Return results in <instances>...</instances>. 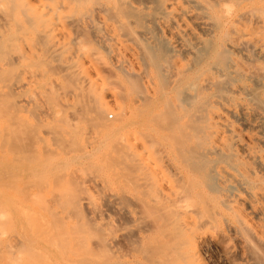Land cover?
<instances>
[{"label": "bare ground", "instance_id": "6f19581e", "mask_svg": "<svg viewBox=\"0 0 264 264\" xmlns=\"http://www.w3.org/2000/svg\"><path fill=\"white\" fill-rule=\"evenodd\" d=\"M42 8L45 10L43 11ZM70 32L72 35H69ZM68 50L71 55L63 57V52ZM72 56L75 57V59H73ZM66 58L68 60H66ZM53 61H55L54 64L52 63ZM49 62L50 67L53 66L57 68L58 72L60 71L58 75L64 82L57 81L56 79L46 80L42 77L44 74L43 72L47 71V69L45 70V67L49 66ZM81 62H86L87 64L84 68L82 67V69L78 66L79 63L81 65ZM17 64L19 65V69H15L17 72H14V70L11 69L14 66L16 67ZM28 66L32 67L29 69L27 68ZM50 67L49 72L52 70ZM55 68L53 69L54 71L56 70ZM23 69L26 70V72L27 70L29 71L28 75L23 79H19V75ZM18 72L19 74H17ZM90 72H93L95 75L91 76ZM54 74H56V72ZM12 77L15 80H9V78ZM37 78L38 80L36 81ZM39 78H42L43 80H40ZM0 82V105L3 103L6 108H14L19 105L21 99L25 100L21 97V99H18V102L17 99L15 101L9 98L11 94L18 92L25 87L31 88V93H27L26 95H29L28 99H32L33 96L36 99H42V95L45 94L54 101L55 106H62L58 113L64 109L63 107L65 105H61L63 102L59 101L60 99L56 100V98H58L56 95L59 93L57 91L59 88L61 93L63 91L62 94L65 95L66 93L74 98L76 97V104L80 99L81 103L80 105L77 104L79 105L77 109L76 106L72 107L73 111L68 114L71 109L67 110L68 113L66 112L65 119H62L63 115L61 116L62 118L60 117L63 120V122L61 121L63 125L57 126L59 123H56L55 126L54 124L49 123V126L51 127L46 126L48 127L47 129H51L54 137H52L50 133H47L49 131L46 127L43 128H45L47 132L39 126L41 120H39L38 115L35 116L34 119V115L37 114V112H34L35 114L31 116L33 119L31 123L24 121L25 119H22L21 122L24 121L28 124L30 123L29 125L27 124V126L32 128L30 125H33L34 127L36 121H38V128L37 125L35 128L36 132L38 131L37 129L41 128L40 130L45 131L44 133H47L48 136L49 134L51 135L49 136L50 140H53L54 138L52 141L54 147L44 146L45 149L43 150L40 148L42 151L41 155L47 153V159L54 154L55 156L53 157L56 159V155L60 156L59 152L68 154L72 158L74 157L73 154L75 152L78 153V151L80 154L75 153V156H77L74 158L78 157L79 162L82 156L86 155L88 157L87 163L83 166L85 169V166L87 167L88 165V171L87 169L85 170L87 173L83 172V169H81L82 166L78 168L75 164L77 168L76 166L74 168L70 167L72 163L68 161L71 160L74 162V158H66L68 161L64 159L68 162L69 166H67L68 164H66L65 161L63 163L66 167H70L69 170L64 168L65 166L62 163H59L64 166L62 167V165H60L63 170H71L70 172L73 175L76 174V170L78 171V169L80 170L79 174L77 173V175H79L78 177L81 176L80 173L86 174L81 177L83 178L81 181H78V177L76 180V178L74 179V177L69 175L71 173L64 171L63 173H67L64 175H68L67 178L70 179L69 182L68 179L64 178L63 174V180L61 181L60 179L58 180V178L54 179L55 176L52 177L54 181L56 180V187L55 189L51 187L52 191L59 190V187H63V183H65L64 181L67 180V185L65 184L64 187V193H66L65 198L68 200L65 199V201H72L75 197L73 192L77 190L79 191V188L75 190L74 187H79L78 185H80V183V187L84 186L85 188V186L87 187V185L93 184L96 189L99 190V187L97 188L95 177L100 181L101 179L98 177L99 175L108 174L107 177H109L111 170L104 171V165H100L106 164V166L109 167L114 165L113 167H116L115 169L123 167L122 169L126 175L122 173L123 170L121 172V169L114 171L115 173L118 172V175L114 172L112 174L111 172L113 176L115 175V178L110 175L112 179L114 178V181L116 180V176L124 178L123 175H125L128 177L127 180L133 179L131 181L136 182L134 184L146 188L145 191H141L139 187H135L136 191L138 190L137 192L135 191L136 194L138 193L141 195L142 192L147 193L148 190L150 191L148 193L149 195H141L143 197L145 196L144 198L146 200L142 201L144 198L140 196V200L139 198L136 200L134 199L136 203L130 198V203L134 202L137 204L139 200V205L137 204V206H140V204H142V207L143 205L146 206L149 203L147 202L149 199L148 196L151 197L149 200L150 202L153 199L156 200L154 201L155 206L158 201L162 203L161 205H158L159 203L157 204L159 207L162 206V208L158 207L159 209H157V207L152 206V210L156 208V211L154 210L155 213L158 212V215L163 218L162 220L170 226L171 230L167 232V236L173 237L172 239L174 240H170L171 245L167 247L168 249L164 248L168 254L169 251L171 254H174H169L171 257L167 256L162 260L159 258L157 262H154L156 261L154 258L151 260V263L171 264L168 263L167 260L169 257L171 259L174 258L173 255H175L176 259H174L175 261L177 260V264H206L203 258L195 250V239L199 237L196 236L195 231L197 227L198 229H201L199 226L205 225L207 222H210V220H215V215L213 216V211L210 210L208 199V196L211 195L210 192H215L218 196H224L223 198L219 196L221 198L219 205L222 204V206L228 211L226 213L233 218V221H226V219H224L228 226V230L230 229L234 233L240 234L241 236H239L242 237V240H239V242L235 244H228L222 241L224 243L222 245L224 256L221 263L264 264V228L257 225H251L247 219L244 218L238 206L235 204V196L233 198L234 194L231 193L232 191L230 189L234 188L236 191H243L250 200L253 201L250 205L253 212L259 214L264 212V174L261 172L264 171V0H0ZM39 83L41 87L35 89L33 86L36 87V84ZM30 96L32 98H30ZM105 96H109L112 99L119 98V102L114 103L115 108L109 107L107 104L108 100L104 99ZM3 99L5 100L4 102H2ZM50 99L49 102H51ZM43 100H45V98L42 99L41 102H43ZM43 103L41 104L43 105L42 107L39 109L36 108L39 111L38 113H41L40 116L43 114V117H51V113L58 114L56 111H51L53 109L51 105L45 103V101ZM22 104L25 103L22 102ZM31 104L34 103L32 102ZM31 106L34 107V105ZM1 107L3 108V106ZM33 107L29 109H32ZM2 108L1 111H3ZM9 111L12 112L10 109ZM14 111L15 110H13V112ZM29 112V115L33 114H31V111ZM1 115L3 116V114L0 113V116ZM15 119L11 120L13 121ZM42 120L44 119L42 118ZM234 120H237V122L241 124V127L233 123ZM6 121L8 120L6 119ZM18 121L20 123V120ZM52 121H55V119ZM78 121H82L84 124L77 125L76 123H79ZM47 124L48 123H46V125ZM5 125L3 123V126ZM25 126L24 129L26 131ZM41 126H44V124H41ZM10 127L9 131L11 130ZM13 127L15 129V126ZM1 128H5V130L7 129V127ZM17 129H20V127ZM31 130V132H33L34 129L32 128ZM4 133L6 132H2L3 138L6 134L9 135V133H6L5 135ZM23 133L25 132H22L21 134ZM27 133L28 132L26 131L25 137L27 136ZM28 135H31V138L26 140H24L25 137L19 139V137L17 138L15 136L16 139L10 141V143L13 142V145L17 147L19 151L21 150L20 152L24 153H22L23 155L26 153L22 151L23 149L21 148H25L29 153H32L33 157L35 155L33 153H36L37 156V152L30 149L28 145L24 143V141H26V143L29 142L27 140L32 139V137L35 140L37 137L35 135V130L33 132V135L36 136L35 138L32 136V133ZM41 137L42 135L40 138ZM10 138L9 140H11ZM38 139L39 138H37V140ZM0 140H3L4 142L5 139H2L1 136ZM40 140L43 141L44 138L39 139V141ZM1 141L0 143H2ZM32 144L34 146V143ZM32 144L29 142L30 146H32ZM40 145L44 148L43 145H45V143L42 144L41 142ZM2 146L3 145L1 144L0 147L2 148ZM3 149L4 147L1 151ZM52 152L53 154L51 156L48 155ZM10 153L12 154V152ZM100 154H102L101 157ZM104 154L107 157H105L106 160L102 157ZM12 156L11 161L12 159H19L18 161H20V158L16 155H14V157ZM25 156H21L24 157L21 160H29V157H27L28 159H25ZM33 157H31L32 159L30 158L31 160L29 161H34ZM34 158L37 159L38 157ZM42 159L44 160L45 158L41 156L38 160ZM103 159L106 163H104ZM57 160H59V158ZM79 162L78 164H80ZM89 165L91 167H89ZM60 166L56 167V175L58 171H60L58 174H61L62 169ZM59 168L60 170L57 171ZM1 170L2 169H0V172H4ZM5 170L7 171V169ZM108 171L109 173H107ZM119 173L122 174L119 175ZM7 174H5L6 177H9V174L10 176L12 175L11 171L9 173L7 172ZM55 174L52 173V175ZM3 175L4 173L2 176ZM208 176L215 177L210 180L208 179V182ZM71 177L76 181V183L73 184L74 186L71 182L75 181H71ZM216 177L220 179L221 184L216 182ZM42 179H44V177H42ZM1 180L2 179H0V181ZM125 180L121 181H124L127 184V181ZM5 181H3V183H6ZM45 181L47 182L46 179ZM128 182L130 184L132 183L130 181ZM6 184H11V186L14 185V183ZM44 184L46 183H43V186ZM117 184H119V182ZM103 185L106 188L108 187V185ZM2 186H4V184L0 187L2 188ZM98 186H100L99 183ZM7 187H5V189H9V186ZM20 187L21 186L18 188ZM32 187L34 186L32 185L30 188ZM39 187V189H42L41 185ZM82 187L78 192L80 196V192L85 190H82ZM222 188H226L228 192L231 193V196L223 193L220 190ZM131 189H134V187ZM208 190L211 191L208 192L209 194L207 195ZM49 191L51 192V189H49ZM60 191L61 190H59V192L56 191L58 192L57 196L62 195L63 191L61 194ZM124 191L125 190H123V192ZM69 192L72 193L70 194ZM84 192L85 191H83V193ZM98 192L101 191L99 190ZM123 192L121 191V194L119 193V195H122ZM132 192H130V194H128V192L126 193L127 195L125 196H127V199ZM86 193L88 195L86 198H92L91 195L89 197L88 191L84 193V196ZM116 193H114V195L118 197V194ZM150 193L153 195L150 196ZM28 194L30 195L29 192ZM28 194L26 197L29 196ZM33 194L35 193L33 192ZM110 194L113 195V193ZM133 194L135 197H138L134 192ZM235 194L238 196V193ZM104 195L108 196V193ZM113 196V200L117 199ZM125 196L123 198H126ZM199 196L207 198L201 205L196 203L194 199L197 198L198 200ZM119 197L122 198L121 196ZM131 197L135 198L134 196ZM25 198L23 197V200L27 199ZM55 198H59L58 201L61 200L60 196ZM55 198L53 199L55 200ZM108 198L110 197L108 196ZM216 198L218 197L216 196L215 199ZM30 199L32 200L34 198L30 197ZM77 199L78 198L75 200L74 198L73 201L75 202ZM89 199L88 202L91 201L89 203L94 204V206L97 204L93 199V202ZM112 199L110 198L107 202H111ZM239 199L241 198L239 197ZM35 200H37V198L34 199V202ZM118 200L121 202L118 206L123 204L121 208L123 206L126 207L122 202L123 200L119 198ZM65 201H63L61 205L62 208L65 204H68L66 203L67 201ZM73 201L69 204L70 211L71 208L74 209L73 206L75 204ZM141 201L147 203L143 204ZM199 201H201V199ZM125 202L127 201L125 200ZM36 203L39 204L38 201H36L35 204ZM72 203L73 206H71ZM151 203L148 205L151 206L153 204ZM0 204H3L2 197H0ZM46 204H48V200L46 201ZM57 204L58 203H56V207ZM116 204L117 203L114 202V206ZM83 205H85V203ZM83 205L81 206V209H83ZM148 205L144 207V210L145 208L147 209L146 213H149V215L147 213L148 219L145 217L146 215L144 216L146 218L145 221L147 223V220L149 222L151 219H154L155 221H153L158 225L161 219L158 222L156 221L159 220L157 217L151 218L154 215H150V212L152 211L150 209L151 207H149L150 212L148 211ZM94 206H92L93 210L88 208L89 212L96 209L98 210L99 207L95 208ZM107 207L109 206L107 205ZM0 208L2 209H0L1 222V218L3 217L4 219V216L2 215L4 209L1 206ZM79 208L80 206L77 207V210ZM125 209V211H127V213H125L127 215L129 214L128 218H130L132 213L130 211L128 213L127 207ZM61 210L62 209L60 208V211ZM65 211H69V208ZM84 211L83 213L81 212L83 218L86 217ZM121 211L123 212L124 210ZM218 213L219 212L217 211L215 212V214ZM7 214H4L7 216V218H5L6 220H2L3 223H0L5 232L8 231V229L5 228L7 220L9 221L11 219L9 218L10 215ZM262 215L264 216V214ZM133 216L134 215L132 214V217ZM217 216H219V214ZM88 217L89 216H87V218ZM221 218L223 220V216H221ZM152 220L150 223H147V225H153L154 222ZM92 221L94 222V217ZM92 221L88 220V222H86L87 225H85L86 223H80L79 221L77 222L81 225H75L74 223L75 228L79 225V227L83 224L85 225V229H79V227L78 229L76 228L77 230L82 231H78L81 232V235L78 236V233L76 236L77 238L80 237L81 239L82 237V239L85 238L89 241L92 238L95 239L97 236L95 235L97 233L95 231L96 229H93V231L91 229L90 231L94 233L95 237L92 235L93 233L91 235L89 234L90 224L93 223ZM10 223L11 220L7 224ZM146 223L143 225L145 226ZM155 224L151 226L153 227V231L156 226ZM162 224H159L158 227ZM7 226L9 227L10 225ZM144 226L142 228H145ZM150 226L146 228V230H149ZM162 226H160V228H162ZM91 227H93L92 224ZM208 227H213V229L216 228L213 224L211 226V223L210 225L206 224V227L204 228ZM159 229L158 232L161 231V229ZM10 230H12V228ZM77 230L73 229V231L76 232ZM85 230L88 231L86 232ZM66 231L67 229L62 233V236L66 235ZM70 231L71 230L68 232L69 235H71ZM83 231H85L84 233H86V235L89 234L88 238L83 236ZM143 232L142 235H144L146 231L143 229ZM147 232L146 233L149 235L152 230L150 233L149 231ZM3 233L4 232L0 233V235ZM135 233H137V230ZM152 233H154L153 237H159L158 239L154 238L155 240L160 239L161 243L165 241L163 240L165 237H160L162 234L161 232L160 235L157 233L159 236L156 232ZM4 234L6 235V233ZM156 235L158 237H156ZM222 235L223 236H220V234H218V236L221 237H218L219 240L223 239L224 234ZM27 236L29 237L28 234ZM52 236L50 238L48 237L49 239L45 237L48 242L45 247L47 248V244L50 242V250L52 247H58V249L54 248L53 254H51L52 250L50 252L48 250L49 248H47L45 254L49 257L47 256V258L45 255L44 260H42L43 258L40 253L44 252V247L38 249V251L36 248V250L33 251L39 252L38 256H40V258L36 257L37 259L35 258L34 261L31 256L36 255H33V253L31 255L29 252L31 256L27 257L33 260V263L31 264H123L124 262L120 261H124L126 257L129 258L128 255L132 254L130 253L131 250L129 253H126L127 256L121 254L123 250L120 247L118 248L117 245L116 249L113 247V254H115L117 249L118 251L122 250L119 252L116 251V254L118 252L117 256L124 255L121 257L122 259H125L120 260L119 256V258L116 257L115 259V256L109 254L112 252L110 249L111 247H109L111 250L110 252H108V249L106 248L108 253L105 249V254H103L101 250L102 254H98V251L94 250L95 248L98 249V247L90 249L91 244L89 241H85V239H77V241L79 240L81 245L83 244L82 241H84L83 245L89 246L87 248L81 247L80 243H75L74 241L71 242L70 240V242L63 241L64 244L61 245L63 243L61 242L62 239L66 240L67 238H62L61 235L57 236L56 234L55 241ZM90 236L93 237L89 239ZM139 236L140 235L138 234V236L135 237L140 238L141 236ZM25 237L20 240L18 239L19 242L21 240L24 241L26 239ZM58 237H61V241ZM73 238L76 239L75 237ZM101 238L102 240L104 239L102 235ZM175 238H177V240ZM98 239L101 240L100 237ZM98 239L97 241H99ZM113 239H115V237ZM113 239L108 237L106 241H103L104 243H107V241L110 243L113 242L114 245H116L114 242L116 239ZM29 240L31 239L29 238ZM41 240H43V238ZM33 241L37 242L38 240H34L33 238V240L30 241L31 249L34 247L33 245L37 246L38 243L34 242L35 244L33 243L32 245ZM170 241L168 240V242ZM229 241L230 239H228V242ZM158 242H154V244L152 243L153 246L151 244L153 249L156 245L158 246ZM70 243L71 245L74 243V245H72L73 247L69 245ZM5 244L6 243L3 244V241L0 240V264H2L1 259L5 257L8 258L7 262L11 259L8 255V249L10 246ZM75 244H77V250L83 248V251L86 249H89L90 251L86 250L87 252L84 251V254L82 251L79 252L80 250L77 251L74 249L73 251ZM3 245L8 248L6 249L4 246L5 250H8L6 251L8 256L5 254V250L2 247ZM20 245L22 248V244ZM65 245H69L67 246L68 248L65 247ZM160 246L162 249L163 246ZM23 247L25 250L26 247L24 245ZM69 247L72 249L70 250ZM158 247L154 250L150 249L154 252ZM20 250L21 249L18 250L20 253L24 252L23 250L22 252ZM39 250H41V252ZM26 251L27 249L25 252ZM92 251H95L94 253L96 254ZM13 252L14 251L12 250L11 253ZM89 252H91L92 255L88 254ZM48 253H50V255ZM81 253L83 255H81ZM151 253L152 252H150V254ZM22 254L21 256H23ZM94 255L98 256L96 257ZM104 255L109 257L107 258ZM132 255L135 257L134 254ZM12 256H15V254H12ZM25 258L26 257H24V259ZM13 259L16 264H25L19 259V261H17L16 258H12V260ZM131 259L132 257L128 259V262L131 264L135 262V264H137L136 261L138 258H136L135 261L132 259L134 262ZM141 259L138 261H142ZM174 259H172V264L173 262L175 263ZM29 260L27 259L26 261L28 262H25L30 263ZM147 261H149V259ZM3 262L9 264V262H6V259ZM125 263H127V261Z\"/></svg>", "mask_w": 264, "mask_h": 264}, {"label": "rangeland", "instance_id": "374dc122", "mask_svg": "<svg viewBox=\"0 0 264 264\" xmlns=\"http://www.w3.org/2000/svg\"><path fill=\"white\" fill-rule=\"evenodd\" d=\"M40 9V8H39ZM43 9V11L45 10L44 8H42ZM41 11V10H40ZM69 35H72V33L70 32L69 33ZM101 48V47H100ZM101 50V49H100ZM102 51V50H101ZM105 54V53H104ZM70 56L71 55V53H70V51L68 50V51H65V52H63V57L64 56ZM107 55V54H106ZM105 55V56H106ZM72 58L73 59H75V57H73L72 56ZM107 58V57H106ZM66 60H68L67 58H66ZM54 62L55 61H53L52 63L54 64ZM60 62H62V61H60ZM56 64V63H55ZM87 64H86V62H81V65H80V63H79V67L82 69V67L84 68L85 66H86ZM30 67H32V66H30ZM30 67L28 66L27 68H29L30 69ZM37 67V66H36ZM49 67H50V62H49V66L48 67H45V70L47 69V71H45V72H43L44 74H43V78L44 79H46V80H48V79H56L57 81H63L61 78H60V76L58 75L59 73H60V71L58 72L57 71V68H55V67H50V69H56L55 71L53 70H51L50 72H49ZM15 69H19V65L17 64L16 65V67L14 66L11 70H14V72H17V70H15ZM28 70H27V72H26V70H24L23 69V71L20 73V77H19V79H23V78H25V77H27V75H28ZM53 72V73H52ZM56 72V74H54ZM17 74H19V72L17 73ZM90 74H91V76H94L95 74H93V72H90ZM51 75V76H50ZM16 76V75H15ZM15 76H13V77H15ZM9 78V80H13L14 78ZM17 77V76H16ZM15 77V79H17ZM53 77V78H52ZM14 79V80H15ZM40 80H43L42 78H39ZM38 80V78L36 79V81ZM5 81H7V80H5ZM11 82V81H10ZM64 82V81H63ZM1 83V82H0ZM47 86H48V84H47ZM35 89L36 88H40L41 87V85H40V83L39 84H36V87L35 86H33ZM30 87H25V88H22L21 90H19L18 92H14L13 94H11L10 95V97L9 98H11V99H13V100H15L16 101V99H17V101L19 102V100L18 99H21V97L22 98H24L25 100H23V99H21V101H20V103H19V105L17 104V102H16V104L19 106H15L14 108L13 107H8V108H6L5 106H4V104L3 103H1V105H0V107L1 106H3V108H2V110L3 111H1V108H0V113L1 114H3V116L1 115L0 116V139H1V136H2V139H7L6 141L4 140V142H3V140L1 141L2 143H0V146H1V144L3 145L2 146V148L4 147V149L1 151V147H0V154L2 155H0V169H2L1 171H4V172H0V176H1V178L0 179H2L1 181H0V183H1V185H3L4 184V186L5 187H7V186H9V189H5V187L4 186H2V188L0 187V197H2L3 198V204H0V206L4 209L3 211H2V215L4 216V219H3V217L1 218L3 221L4 220H6L5 218H7V216L6 215H4V214H7V215H10V217L9 218H11L10 220H11V223L10 224H7V223H9V221L7 220V223H6V225H5V228H7L8 229V231L7 232H5V231H3L4 229H3V227H1L2 225L0 224V227H1V229H0V233H2V232H4V233H6V235L3 233V234H1L0 235V240H2L3 241V244L4 243H6L5 245H8V246H10L11 247V249L14 251L13 253H11L12 252V250L10 249V247H9V249L5 246V245H3L2 247L4 248V246L6 247V249H8V250H5V248H4V250H5V254L7 255V252L6 251H8V255L10 256V258L11 259H9V264H16V263H14V259L12 260V258H16L17 259V261H21L22 263H25V264H31V263H33V260L31 259L32 257H33V259H34V261H35V258L36 257H39L40 258V256H38V253L39 252H37L38 251V249H40V248H42V247H44V248H46L45 246H46V243H48L47 242V239L46 238H50L52 235H54V236H52V238H54V240H55V235L57 234V236H60L61 235V237L62 238H64V237H66L67 239L66 240H64V239H62V241H61V237H58V238H60V241L61 242H63V241H68V242H72V241H74L75 243H80V245H81V242H79V240H84L85 238H83L82 239V237H81V239H80V237H76L77 236V234H78V236H80L81 235V230H77L78 229V227L81 225L80 223H86V222H88V220H93V217H94V222L93 223H91L92 225H93V227H91V224H90V230H89V234L91 235L93 232H90L91 231V229H92V231H93V229H96L95 231L97 232L95 235H97L96 237H95V235H94V233L92 234L94 237H95V239L94 238H92V239H90L91 237H93V236H90L89 237V239H90V241L88 240V239H85V241L87 240V241H89L90 242V244H91V247H90V249L92 248V249H94L95 247H98V249H94L95 251H98V254L99 253H101L102 254V252H103V254H105V249L107 248L108 249V252H110L111 250H112V252H110L109 254H111L112 256H115L114 258L116 259V257H120V260H124L125 258H123L122 259V257L124 256H122V255H118L117 256V254H118V252L119 251H122L123 250V252H121V254H125L126 256H127V254L126 253H129V251L131 250H133L132 252L130 251V253H132V254H134L135 255V257L132 255V254H130V255H132V256H130V255H128V257L130 258V257H132V259H134V261L136 260V258H138L137 259V261L139 260V259H141L142 261H138L139 263H141V264H149V262H150V264H154L153 262L151 263V260H153L154 258V260H156V261H154V262H157L158 260H159V258L162 260L163 258H166L167 256H170L171 257V255L172 254H174V253H172L171 254V252L169 251V254H171V255H169L168 254V252H166V249H168L167 247L169 246V245H171V241H173L174 239H172L173 237H168L167 236V232H169L170 230H171V228H170V226L169 225H167V223L166 222H164V220H162L163 218L160 216V215H158V212H156L155 213V209H153L152 210V206H154V207H157V209H159V208H162V206L161 207H159L158 205H161L162 203H160L159 201L157 202V204H156V206H155V204H154V201H156V200H152L151 202L154 204H152L149 200H150V198L151 197H149L148 195V193L150 192L149 190L147 191V193L146 192H142V194H148L147 196H148V201L147 202H149V203H151L152 205L150 206V205H148V211L150 212V209H151V211L153 212L154 210V212L152 213V212H150V215H154L153 217H151V218H154V217H157V219H159V220H156V221H160V219H161V221L158 223V225L159 224H162V221H163V226L162 225H160V226H162V228H160V226L158 227V225H156L155 224V220L153 221L152 219V221L154 222V224L156 225L155 226V228H156V231H155V228H154V231H153V227H151V226H153V225H147V223H150V221L148 222V220H147V223H146V221H145V219L147 218L148 219V217H147V213H146V208H145V210H144V207H146L145 205H143V207H142V204H140V206H137V204L139 203V200H140V196L142 195H139L138 193V195L136 194V192L138 191H136V188L137 187H139L138 185H136V184H134V183H136V182H134V181H131V180H133V179H131V180H127L128 179V177L127 176H125L126 174H125V172H124V170L122 169L123 167H118L117 169H115L113 166H106V164H100V165H104L103 166V169H104V171H106V170H111L110 171V173H109V171L107 172V173H109L111 176H113L112 174H113V172L114 171H118L119 169H121V172H122V170H123V172L122 173H124L125 175H123L124 176V178H122L121 176L119 177H117L116 176V180L114 181V178L112 179V177L109 175V177H107L108 176V174L106 173V172H104V173H106L107 175H105V174H102V175H99L98 177L101 179V181L97 178V177H95L96 178V181H97V188L99 187V190L101 191V192H98L99 190H97L96 189V187L93 185V184H90V185H87V187L85 186V188H84V186L82 187V190L83 189H85V190H83V191H85V192H87L88 191V194H89V197H90V195H91V197L92 198H88L89 200H94V202L95 203H97V204H95V206H94V204H92V203H89V202H91V201H89L88 202V199L86 198V196H88L87 195V193H86V195L84 196V193H83V191H81L82 193H83V195H82V193L80 192V194H81V196L78 194V192L81 190V187H80V185H81V183H80V185H78L79 187H74L75 188V190L76 189H78L79 188V191L77 190V191H74L73 192V194H74V198H75V200H76V198H78L77 199V201H73L74 200V198L72 199V201L74 202V206H73V203H72V205L71 206H73V208L74 209H72L71 208V211H70V207H69V204H70V202H72L71 200H70V202H68L67 200V198H65V195H66V193H64V191H65V189H64V187H65V184L67 185V183H66V181H64L65 183H63V181H62V183H63V187H61L60 186V184H59V190H61L60 191V194H61V192H62V195H58L57 196V194H58V192H59V190H56V191H58V192H56V191H52V188L53 189H55V187H56V183H55V181H54V179H57L58 178V180L60 179V181L61 180H63V177H62V174L64 175V174H67V173H63V171L64 172H69V173H71L70 171H67V170H69L70 169V167H75L76 165L78 166V168H80L81 166H82V168L81 169H83V172H86L87 173V171H88V169H87V167H88V165H87V167L85 166V169L83 168V166L87 163V160H88V157L86 156V155H84V156H82L81 157V159H80V162H79V159H78V157L77 158H74V157H76L75 156V153L73 154L74 155V157H72V158H74V162H72L71 160L70 161H68L67 159L69 158V159H72L71 158V156L70 155H68V154H64V153H61V152H59V155L60 156H58V155H56V159H55V157H53V156H55V154L54 155H52L53 154V152L51 153V154H48V155H52L51 157H49V158H51V159H47V153H45V155H41V149L43 150V149H45V147L47 146H53L54 144H53V140H54V138H53V140L51 139H49V136H51L53 133H52V131H51V129L49 130V129H47L48 127H51V126H49V123H52V124H54L55 126H56V123H59V124H57V126L58 125H63V120L62 119H65V116H66V112L68 113V111L67 110H69V109H71L70 111H69V113L68 114H70L71 113V111H73L72 109V107H75L76 106V109L79 107V105H80V103H81V101H80V99H79V101H78V103L77 104H79V105H77L76 104V97L74 98L73 96H71V95H68V94H66L65 93V95L64 94H62L63 93V91H62V93L60 92V88L57 90L59 93H60V95H59V93L56 95L58 98H56V100H59V101H61V102H63V104H61V105H64V109L63 110H61L60 111V113H58V111H59V109H60V107H62V106H55L54 105V101H52L48 96H46L45 94H43L42 95V99H44L45 98V100H43V102L45 101V103H48L49 105H51L52 106V110L51 111H56L58 114H53V113H51V117H49V116H40V114L41 113H38L39 111H38V109L40 108V107H42L43 105H41L43 102H41V100L42 99H40V98H38V99H36L34 96H33V98L30 96V98H32L34 101H36V102H34L32 99H28L29 98V95L28 96H26L27 95V93L29 94V93H31L30 92ZM27 91V92H26ZM21 92H22V94H21ZM19 93V94H18ZM14 95V96H13ZM45 95V96H44ZM62 95V96H61ZM19 96V97H18ZM15 97H17V98H15ZM26 97H27V99H26ZM49 99L51 100V102H49ZM64 99V100H63ZM104 99H106V100H108V102H107V104L109 105V107H111V108H115V104L114 103H118L119 102V98H111V97H109V96H105L104 97ZM29 100V101H28ZM5 100L3 99L2 100V102H4ZM34 103V104H31L32 102ZM40 101V102H39ZM59 101H57V102H59ZM22 102L23 103H25V104H22ZM39 102V103H38ZM64 102H68L67 103V105H66V103H64ZM15 103V102H14ZM72 105H71V104ZM3 104V105H2ZM44 104V103H43ZM74 104V105H73ZM25 105V106H24ZM31 105H34V107L33 106H31ZM60 105V104H59ZM33 107L32 109H29V108H31V107ZM67 106V107H66ZM71 106V107H70ZM27 107V108H26ZM12 108V109H11ZM20 108H23V109H20ZM35 108V109H34ZM36 108H38V109H36ZM9 109L13 112V110H17L16 112L14 111L13 113L12 112H10L9 111ZM29 110V111H31V114L32 115H29L28 113H30L29 111H25V110ZM5 110H7V111H5ZM22 110H24V111H22ZM35 110V111H34ZM75 110V109H74ZM5 111V112H4ZM62 111H64V112H62ZM34 112H37V114H35ZM35 114V115H34ZM4 115H5V117H4ZM7 115V116H6ZM8 115H10V116H8ZM34 115V119H35V116H37L38 115V117H39V120H41V122H40V124H39V126L44 130L45 128H43V127H46V126H48V127H46V129L49 131V132H47V130L45 129V131L47 132V133H50L49 134V136H48V134L47 133H44L45 131H43V130H40V129H37L38 131L36 132V125H37V128H38V124H37V122L38 121H36V125H34V127H33V125H30L34 130H35V135L37 136H34L33 135V132H34V130H33V132H31L32 130V128H30V127H28L27 126V122H24V121H28V122H32L33 121V119H32V117L31 116H33ZM55 115V116H54ZM63 115V116H62ZM17 118H16V117ZM63 118H62V117ZM8 117H9V119H8ZM12 117V118H11ZM60 119H59V118ZM15 119V120H11V119ZM42 118L44 119V120H42ZM50 118V119H49ZM67 118V117H66ZM6 119L9 121V123H8V121H6ZM24 120L23 122H21V120ZM55 119V121H52V120H54ZM4 120H5V122H4ZM18 120H20V123H23V124H20L19 123V121ZM59 122H58V121ZM16 121V122H15ZM62 121V122H61ZM70 121V120H69ZM71 121H73V120H71ZM13 122V123H12ZM34 122H35V120H34ZM33 122V123H34ZM43 122H45V123H43ZM79 123H76L77 125H83L84 123L81 121H78ZM3 123H4V125L5 124H7V125H5V126H3ZM19 125H18V124ZM29 123V124H30ZM46 123H48L47 125H46ZM233 123H235L237 126H240L241 127V124L240 123H238L237 122V120H234L233 121ZM25 124H26V126H25ZM28 124V125H29ZM35 124V123H34ZM41 124L43 125L44 124V126H41ZM52 124H50V125H52ZM8 125H10V126H15V129H14V127L12 126V127H10V126H8ZM18 127H17V126ZM24 126H25V128H26V131L28 132L26 135V137H25V133H26V131H25V129H24ZM53 126V125H52ZM1 127H7V129L5 130V128L4 129H2ZM9 127H10V131H9ZM20 127V129H17V128H19ZM29 130H28V129ZM3 130V131H2ZM12 130H14L15 132H17V133H15L14 131H12ZM17 130V131H16ZM21 131V132H20ZM43 133H42V132ZM2 132H6V133H9V135L8 134H6V133H4V135L6 134V138L4 137L3 138V135H2ZM19 132H20V134H19ZM22 132H25V133H23V134H21ZM13 133V134H12ZM32 133V136H34V138H35V140L33 139V137H32V139H29V140H27V141H29L30 142V144H32V143H34V146H33V144H32V146H30L29 145V142H27L26 143V141H24V143L25 144H27L28 145V147L30 148V149H33V150H35V152H37V156H36V153H33V154H35L34 155V157H38L37 159H35L33 156H32V153H29L25 148H21V149H23L22 151H24L26 154L25 155H30L31 157H33V159H34V161L32 160V161H29V160H31L32 158L28 155V156H25V155H23L24 153L23 152H20L19 150H18V148L17 147H15L14 145H13V142H11L10 143V141H13V140H15L16 138H15V136L18 138L19 137V139H23L24 137V140H26V139H28V138H31V135L29 136L28 134H31ZM37 133V134H36ZM17 134V135H16ZM42 135V137L40 138V136ZM23 136V137H22ZM29 136V137H28ZM11 139V140H9V138ZM52 137H54L53 135H52ZM52 137H50V138H52ZM37 138H39V139H43L44 138V140L43 141H39V139L37 140ZM8 141H9V143H8ZM31 141H33V142H31ZM35 141V142H34ZM51 141V142H50ZM41 142H42V144L43 143H45V145H43V147L44 148H42V146L40 145L41 144ZM4 143H5V145H4ZM6 143H8V144H6ZM52 143V144H51ZM6 145H7V148H6ZM11 145V146H10ZM12 145H13V147H12ZM35 145H36V147H35ZM9 146V147H8ZM41 146V147H40ZM33 147V148H32ZM54 147V146H53ZM38 148V149H37ZM41 148V149H40ZM15 149V150H14ZM5 150V151H4ZM12 150V151H11ZM13 150H14V154H13ZM32 150V151H33ZM38 150V151H37ZM9 151V152H8ZM16 151V152H15ZM17 151H18V153H17ZM10 152H12V154L10 153ZM80 152H81V150H80ZM16 153V154H15ZM23 153V154H22ZM82 153V152H81ZM5 154V155H4ZM57 154V153H56ZM76 154H80L79 153V151H78V153H76ZM103 154V153H102ZM102 154H100V157H101V155ZM12 157H14V155H16L17 157H19L20 158V161H18V160H14V159H12V161H11V156ZM64 155V156H63ZM65 155H67V156H65ZM83 155V154H82ZM21 156H25L26 158L25 159H28L27 157H29V160H21L22 158H24V157H21ZM41 156L42 157H44L45 159L43 160H38L39 158H41ZM80 156V155H79ZM59 158V160H57L58 158ZM63 157H65V158H63ZM99 157V156H98ZM102 157H104V159H105V157H106V155L104 154ZM16 158V157H15ZM31 158V159H30ZM67 158V159H66ZM107 158V157H106ZM47 159V160H46ZM63 159V160H62ZM67 160L68 162H71L72 164L70 165V167H66L65 166V164L63 163L65 160ZM102 159V158H101ZM104 159H103V161H104ZM99 160V159H98ZM106 160V159H105ZM101 161V160H100ZM68 162H66L65 161V163L66 164H68ZM78 162L80 163V164H78ZM59 163H62V164H59ZM102 163V162H101ZM104 163H106V161H104ZM76 164V165H75ZM60 165H62V167H64V168H66L67 170H63L62 169V167L60 166ZM116 165H117V163H116ZM115 165V166H116ZM121 165H122V163H121ZM52 166H53V169H52ZM58 166H60V168L62 169L61 170V176L58 174V173H60V171H58V170H60V168L59 169H57V175L55 174L56 173V167H58ZM67 166H69V164L67 165ZM77 166H76V168H77ZM118 166V165H117ZM89 167H91L90 165H89ZM111 167H113V168H111ZM54 168H55V170H54ZM125 168V167H124ZM5 169H7V171L5 170ZM87 169V171H85ZM113 169V170H112ZM53 170V171H52ZM75 170V169H74ZM11 171V173H12V175L10 176V174H9V177L7 178L6 176H5V174H7V172L9 173ZM55 171V172H54ZM126 171V170H125ZM6 172V173H5ZM79 172H80V170L78 169V171L76 170V174H75V172H74V174L75 175H73L72 173L71 174H69V175H71L72 177H74V179L76 178V180H77V177L79 176V175H77V173L79 174ZM111 172H112V174H111ZM263 174H264V171H261ZM4 173V175L2 176V174ZM52 173L53 174H55V175H52ZM115 173V172H114ZM118 172H116L115 174L116 175H118L117 174ZM122 173H119V175L120 174H122ZM88 174H90V173H88ZM8 175V174H7ZM52 175V176H51ZM80 177H78V181H81L83 178H81V177H83V175L85 176L86 174H82V173H80ZM103 175H104V177H103ZM5 176V177H4ZM53 176H55L54 177V179L52 178ZM128 176H129V174H128ZM13 177H14V179H13ZM38 177V178H37ZM41 177V178H40ZM42 177H44V179H42ZM45 177H47V178H45ZM51 177V178H50ZM68 177V175H64V178L65 179H68L67 178ZM71 177V181H73L74 179ZM209 177V176H208ZM207 177V181L209 182V180L210 179H213L214 177H212V176H210L209 178ZM212 177V178H211ZM37 178V179H36ZM105 178H106V180H105ZM107 178H108V180H107ZM42 179V180H41ZM45 179L47 180V182L45 181ZM80 179V180H79ZM109 179H110V181H109ZM126 179V180H125ZM209 179V180H208ZM6 180V181H5ZM9 180H10V182H9ZM40 180V181H39ZM51 180H52V182H51ZM69 180L70 179H68V182H69ZM121 180H125V181H127V184H126V182H124V181H121ZM135 180V179H134ZM216 182L217 183H219V184H221V182H220V179L219 178H217L216 177ZM214 180V181H215ZM3 181H5L6 183H14V185H12L11 186V184H9V185H7L6 183H3ZM12 181V182H11ZM21 181V182H20ZM34 181V182H33ZM45 181V182H44ZM59 181V182H60ZM75 181V180H74ZM128 181H130V182H132L131 184L128 182ZM213 181V180H212ZM212 181H210V182H212ZM40 182H43V183H46V184H44V186H43V183H40ZM58 182V183H59ZM119 182V184H117ZM72 183V185L74 184V183H76V181L75 182H71ZM98 183H99V185L100 186H102V187H100V186H98ZM115 183V184H114ZM123 183V184H122ZM22 184V185H21ZM53 184V185H52ZM77 184H79V183H77ZM103 184H105V185H108V187H110V188H106ZM122 184V185H121ZM0 185V186H1ZM18 185V186H17ZM30 185V186H29ZM34 186V187H32V188H30L31 186ZM41 185V188L42 189H39L40 186ZM47 187H46V186ZM68 185H69V183H68ZM71 185V184H70ZM71 185V186H72ZM96 185V184H95ZM112 185V186H111ZM120 185H121V188H120ZM19 186H21L20 188H18ZM29 186V187H28ZM37 186V187H36ZM54 186V187H53ZM74 186V185H73ZM104 186V187H103ZM115 186H117V187H115ZM15 187V188H14ZM44 187H46V188H44ZM52 187V188H51ZM134 187V189H131V188H133ZM136 187V188H135ZM8 188V187H7ZM36 188H38V189H36ZM70 188V187H69ZM74 188H73V190H74ZM124 188V189H123ZM140 188V190L141 191H145V189L146 188H144V187H139ZM228 188V187H227ZM24 189V190H23ZM49 189H51V192L49 191ZM58 189V188H57ZM71 189H72V187H71ZM127 189V190H126ZM229 189V188H228ZM231 189V193H233L234 195H233V198H234V196H235V204L238 206V208H239V210H240V212H241V214L244 216V218H246L247 219V221L251 224V225H257V226H259V227H261V228H264V216L262 215V214H264V212L262 213V214H259V213H257V212H253L252 210H251V207H250V205H251V203L253 202V201H251L250 200V198L243 192V191H236L234 188L232 189V188H230ZM123 190H125L124 192H123ZM223 193H225L226 195L227 194H229V196H231L230 194V192H228V190L226 189V188H222V189H220ZM226 190V191H225ZM27 191V192H26ZM70 191H72V190H70ZM123 192L122 193V195H119V193L120 192ZM128 192V194H130V192H134L135 194H136V196H138V197H135V195L133 194V192H132V194L131 195H129L130 197L127 199V196H125V195H127L126 193ZM136 191V192H135ZM211 191V190H210ZM209 190L207 191V195L209 194L208 192H210ZM28 192L30 193V195L28 194ZM31 192H32V194H31ZM33 192L35 193V194H33ZM55 194H54V193ZM77 192V193H76ZM116 192H118V193H116ZM126 192V193H125ZM64 193V194H63ZM70 194L72 193V192H69ZM106 194V193H108V196L112 199V196L114 195V193H116V194H118L117 196L118 197H116V195H114L115 196V198H117V199H115L116 201L118 200V198L119 199H121V200H123L122 202L126 205V207H127V210H128V213H129V211L134 215L133 217H132V214H131V217L130 218H128V215L126 214L127 213V211H125L126 209V207H122V208H124V209H122L121 208V206L123 205H121V206H118V204L119 203H121V202H119V200L116 202L115 200H111V202L109 201V202H107L108 200H110V198H108V196L107 195H104V194ZM110 193H113V195L112 194H110ZM140 193V192H139ZM235 193H238V196L235 194ZM240 193V194H239ZM29 195V196H27L26 197V195ZM52 194V195H51ZM55 196H54V195ZM70 194H68V195H70ZM78 194V195H77ZM121 194V193H120ZM124 194V195H123ZM151 195L150 196H152L153 194L152 193H150ZM210 194L211 195H209L208 196V199H209V203H210V210L211 211H213V216L215 217V220H210V222H207L206 224H208V225H210V223H211V226H212V224H213V226L215 225V229H213V227H208V228H204V227H206V224L205 225H201V226H199L201 229H198V227L196 228V231H195V234H196V236L198 237L197 239H195V250L197 251V253L203 258V260L206 262V264H222L221 263V261H222V258H223V256H224V252H223V250H222V245L226 242V243H228V244H235V243H237V242H239V240H242L241 238L242 237H240L241 235L240 234H238V233H234L232 230H228V226H227V224H226V222H225V220L224 219H226V221H233V218H231L229 215H228V213H226V212H228L227 211V209H225V207H223L222 206V204H221V202H220V204L221 205H219V201H220V197H224L223 195H217L215 192H210ZM216 194V195H215ZM18 195V196H17ZM24 195V196H23ZM32 195H33V197H32ZM51 195V196H50ZM100 195V196H99ZM103 195V196H102ZM212 195H213V197H212ZM21 196H23L24 198L26 197L27 199L29 198L30 199V197L31 198H34V199H36L37 198V200H35V202L36 201H38L39 202V204H35V202H34V199H32L33 200V202H32V200L30 199V201H29V199L27 200L26 198V200H23V197H21ZM35 196V197H34ZM60 196V201H58L59 200V198L58 199H56L55 197H59ZM78 196H80V197H78ZM104 196H105V198H104ZM113 196V197H114ZM119 196H121L122 198H120ZM126 197V198H123V197ZM131 196H134L135 198H133V197H131ZM147 196H146V198H147ZM206 196V195H205ZM211 196V197H210ZM218 197V198H216L215 199V197ZM52 197V198H51ZM141 197H143V196H141ZM145 197V196H144ZM143 197V198H144ZM239 197L241 198V199H239ZM51 198V199H50ZM53 198H55V200L53 199ZM68 198H69V196H68ZM87 199V200H85V199ZM104 198V199H103ZM132 200H136V199H138L139 198V200H138V202H137V204H135L136 203V201H135V203L133 202V203H130V201H131V199ZM153 198V197H152ZM155 198V197H154ZM212 198V199H211ZM39 199V200H38ZM53 199V200H52ZM65 199H67L66 201H65ZM70 199V198H69ZM107 199V200H106ZM142 199V198H141ZM195 199V201H196V203H199L200 205L203 203V201L205 202L206 201V197H200L199 196V198H198V200H197V198H194ZM201 199V201H199ZM48 200V204H46V201ZM53 202H52V201ZM93 200H92V202H93ZM125 200L127 201V202H125ZM130 200V201H129ZM143 200H146L145 198L144 199H142V201ZM158 200V199H157ZM211 200H212V202H211ZM26 201V202H25ZM51 201V202H50ZM57 201V202H56ZM63 201H65L66 203H68V204H65L64 206H63V208L61 207V205H62V203H63ZM87 201V202H86ZM141 201V203H143ZM199 201V202H198ZM31 202V203H30ZM77 202V203H76ZM105 202V203H104ZM114 202L115 203H117L115 206H114ZM129 202V203H128ZM146 202V203H147ZM216 202H218V203H216ZM17 203V204H16ZM34 203V204H33ZM49 203H50V205H51V207H50V205H49ZM56 203H58L57 204V207H56ZM85 203V205H83ZM88 203V204H87ZM127 203H128V205H127ZM146 203H143V204H146ZM213 203V204H212ZM19 205V206H16V205ZM83 205V209H81V206ZM92 204V205H91ZM112 204V205H111ZM129 204H132V205H129ZM199 204H197V205H199ZM259 204V203H258ZM59 205V206H58ZM80 206V208L79 209H81V210H77V207L78 206ZM97 205V206H96ZM107 205L109 206V207H107ZM111 205V206H110ZM139 205V204H138ZM199 205V206H200ZM214 205V206H213ZM218 205V206H217ZM264 205V204H263ZM85 206V207H84ZM88 206V207H87ZM92 206H94L95 208L97 207H99L98 208V210L96 209V210H94V211H92L93 210V207ZM113 206V207H112ZM119 208H121V210H124L123 212L120 210V208L118 209L117 207ZM217 206V207H216ZM87 207V208H86ZM132 209H131V208ZM141 207H142V209H141ZM149 207H151L150 209H149ZM159 207V208H158ZM60 208L62 209L61 211H60ZM67 208H69V211H65V210H67ZM86 208V209H85ZM88 208H91L92 210H90V211H92V212H89V209ZM139 208V209H138ZM1 209V208H0ZM76 209V210H75ZM87 209H88V211H87ZM219 209V210H218ZM2 210V209H1ZM26 210V211H25ZM85 210V211H84ZM116 212H115V211ZM135 210V211H134ZM137 210V211H136ZM214 210H215V212L217 211V212H219L218 214H219V216H217L218 214H215V212H214ZM83 211H84V215L86 216L85 218H83L81 215V212L83 213ZM158 211V210H157ZM3 212H7V213H3ZM118 212V213H117ZM126 212V213H125ZM144 212V213H143ZM89 213V214H88ZM95 213V214H94ZM123 214V216H124V218H123V216H122V214ZM99 214H101V215H99ZM256 214V215H255ZM1 215V216H2ZM83 215V216H84ZM92 215V216H91ZM96 215H98V216H96ZM137 215V216H136ZM146 215V216H145ZM148 215H149V213H148ZM256 216V218H255V216ZM87 216H89L88 218H87ZM91 216V217H90ZM146 218H145V217ZM160 216V217H159ZM221 216H223V220H222V218H221ZM67 218V219H65V218ZM70 217V218H69ZM82 217V218H81ZM128 219H127V218ZM263 217V218H262ZM87 218V219H86ZM85 219H86V221H85ZM143 219H144V221H143ZM150 219V218H149ZM2 220H1V222L0 223H3L2 222ZM128 220V221H127ZM131 220H133V221H131ZM76 221V222H75ZM77 221H79V222H77ZM85 221V222H84ZM212 221H216V222H212ZM224 221V222H223ZM6 222V221H5ZM141 222V223H140ZM69 223V224H68ZM74 223H75V225H77V224H80L79 226H76V228H75V225H74ZM95 223V224H94ZM146 223V225L144 226L143 224H145ZM166 223V224H165ZM217 224V226H216V224ZM72 224V225H71ZM82 225L81 227H79V229L81 228H84L85 229V225H87V223L85 224V225ZM89 224V223H88ZM101 224V225H100ZM224 224H226V225H224ZM7 225H10L9 227L7 226ZM168 226V227H165V226ZM4 226V225H3ZM12 226V227H11ZM29 226H32V227H29ZM35 226V227H34ZM69 226V227H68ZM73 226V227H72ZM84 226V227H83ZM97 226V227H96ZM145 227V228H142V227ZM150 226V228H149V230L147 229L146 230V228H148ZM226 226V227H225ZM37 227V228H36ZM70 227H71V229H70ZM88 227V226H87ZM95 227V228H94ZM99 227V228H98ZM219 227H220V229H219ZM12 228V230H10ZM14 228V229H13ZM33 228V229H32ZM36 228V229H35ZM161 229V235H160V232H158V229ZM212 228V229H211ZM31 229V230H30ZM67 229V231L65 232V234L66 235H64V236H62V233H64V231ZM73 229L74 230H77V232L76 231H73ZM87 229H89V228H87ZM139 229V230H138ZM143 229L147 232V231H149V233L151 232V230H152V232H156V234L158 233L159 235H160V237L162 236V238H164L165 237V239H163V240H165L163 243H161V240L159 239V240H155V239H158L159 237V235L157 236L156 235V237H158V238H155V237H153L154 236V233H150L149 235L145 232V234L148 236H146L145 234L144 235H142L144 232H143ZM159 229V230H160ZM165 229H166V231H165ZM37 230H38V232H37ZM40 230V231H39ZM69 230H71L70 231V233H71V235H69L68 234V232H69ZM137 230V233H135V231ZM216 232H215V231ZM78 231H81V232H78ZM86 231V230H85ZM85 231H83V236L84 237H86V238H88V236H89V234L88 235H86V233H84ZM88 231V230H87ZM86 231V232H87ZM94 231V232H95ZM142 231V232H141ZM19 232H21V233H19ZM23 232V233H22ZM36 232V233H35ZM74 232H75V234H74ZM220 232V233H219ZM16 233V234H15ZM31 233V234H30ZM73 233V234H72ZM224 234V237H223V239H221V240H219V238L218 237H220V236H223L222 234ZM231 233V234H230ZM12 234V235H11ZM23 234V235H22ZM27 234L29 235V237L27 236ZM136 234V235H135ZM138 234L142 237H140V238H136L135 236H138ZM217 234V235H216ZM218 234H220V236H218ZM225 234H226V236L228 237H226L225 236ZM10 235V236H9ZM36 235H38V236H36ZM46 235V236H45ZM49 235V236H48ZM68 235V236H67ZM101 235L104 237V241H106L107 239H108V237L109 238H114L115 237V239H113V240H115L114 242H115V244L116 245H114V243L112 242V243H110L111 241H110V239H109V241H107V243H104V241L102 240V238H101ZM231 235V236H230ZM240 235V236H239ZM9 236V237H8ZM14 236H16V237H14ZM20 236H22V237H20ZM26 236V237H25ZM36 236V237H35ZM46 238H45V237ZM70 236H71V238H70ZM75 237L76 239H74L73 237ZM232 236H233V239H232ZM8 237V238H7ZM23 237H25L24 239V241L23 240H21L20 242H19V240L20 239H23ZM38 237V238H37ZM41 237V238H40ZM100 237V239L102 240H99L98 238ZM168 237V238H167ZM29 238L31 239V240H29ZM33 238H34V240H38L37 242L39 243V245H38V243L36 242V241H33L32 242V245H33V243L34 242H36L37 243V246H35V245H33L34 247V249L32 248L31 249V247H30V244H31V242L30 241H32L33 240ZM43 238V240H41ZM48 238V239H49ZM58 238H56V239H58ZM107 238V239H106ZM155 238V239H154ZM170 241V242H168V240ZM221 238V237H220ZM19 239V240H18ZM40 239V240H39ZM77 239H79L78 241H77ZM97 239L100 241H97ZM176 240H177V238H175ZM228 239H230V241L228 242ZM18 240V241H17ZM26 240H29V241H26ZM53 240V239H52ZM53 240V241H54ZM70 240V241H69ZM76 240V241H75ZM112 240V241H113ZM151 240H153V241H151ZM162 240V241H163ZM227 240V241H226ZM23 241V242H22ZM42 243V245H41V243ZM43 241V242H42ZM49 241V240H48ZM50 241H51V239H50ZM56 241V240H55ZM158 242V246H160V245H162L163 246V251H162V249H161V246L160 247H158L156 244V247H158L157 248V250H155L154 252L152 251V250H154V249H156V247L153 249L152 248V246H153V244H154V242L155 243H157ZM199 241V242H198ZM224 243H223V242ZM58 242V241H57ZM60 242V243H61ZM97 242H99V243H97ZM101 242H103V243H101ZM17 243V244H16ZM55 243V242H54ZM53 243V244H54ZM59 243V244H60ZM82 243L84 244V241H82ZM109 243V244H108ZM153 243V244H152ZM197 243V244H196ZM212 245H211V244ZM20 244H22V248H21V245ZM35 244V243H34ZM49 244H50V242H49ZM49 244H47V248H49L48 250L51 252V250H52V252H51V254H53V251H54V248H56V247H52V245H51V250H50V246H49ZM64 244V242L61 244V245H63ZM66 244V243H65ZM81 245V247H85V248H87V247H89V246H84V245ZM89 244V245H90ZM151 244H152V246H151ZM201 244V245H200ZM203 244H204V246H203ZM23 245L26 247L25 248V250L27 249V251L25 252V250H24V247H23ZM29 245V246H28ZM31 245V246H32ZM41 245V246H40ZM69 245H71V243L69 244ZM69 245H65V247H67V246H69ZM72 245H74V243H72ZM71 245V246H72ZM77 244H75V248H73V251H74V249H76L77 250V246H76ZM80 245H79V247H80ZM86 245V244H85ZM88 245V244H87ZM97 245H99V246H97ZM104 245V246H103ZM106 245V246H105ZM113 245V246H112ZM118 245V248L120 247L122 250H119L118 251V249L116 250V251H118L117 252V254H116V251H115V254H113V250H114V248L113 247H115V249H116V246ZM130 245V246H129ZM154 245V246H155ZM165 245H167V246H165ZM208 245V246H207ZM15 246V247H14ZM49 246V247H48ZM54 246V245H53ZM58 246V245H57ZM60 246V245H59ZM104 248H103V247ZM108 246V247H107ZM39 247V248H38ZM61 247V246H60ZM73 247V246H72ZM94 247V248H93ZM109 247H111L110 249H109ZM129 247V248H128ZM166 249H165V248ZM199 247V248H198ZM216 247V248H215ZM15 248H17V249H15ZM21 249L20 251L22 252V250L25 252H22V253H24V254H22V253H20L18 250L19 249ZM36 248H37V251H33V250H36ZM43 248V250H44V252H41V250H39L41 253H40V255L42 256V260H44V256L46 255L45 254V251H47V248L46 249H44ZM68 248V247H67ZM70 248V247H69ZM102 248V249H101ZM127 248H128V250H127ZM133 248V249H132ZM152 250H151V249ZM31 249V250H30ZM56 249H58V247L56 248ZM72 248H70V250H71ZM83 249V248H82ZM80 250V249H78V250H80L79 252H81L82 251V253L84 254V251H90L89 249H86V250ZM107 249H106V252H107ZM68 250V249H67ZM75 250V251H76ZM77 250V251H78ZM102 252H101V251ZM127 250V251H126ZM147 250V251H146ZM151 250V251H150ZM17 251V252H16ZM32 251V252H31ZM58 251V250H57ZM86 251V252H87ZM94 251V252H95ZM159 253H158V252ZM2 252V251H1ZM4 252V251H3ZM29 252L31 253V255H32V253H33V255H36V256H31L30 254H29ZM35 252H37V253H35ZM69 252V251H68ZM78 252V253H79ZM85 252V253H86ZM93 252V251H92ZM93 252V253H94ZM107 252V253H108ZM150 252H152L151 254H150ZM156 252V253H155ZM18 253V254H17ZM47 253V252H46ZM67 253V252H66ZM81 253V255H83ZM161 253V254H160ZM1 254V253H0ZM11 254V255H10ZM12 254L14 255L15 254V256H12ZM17 254V255H16ZM21 254L23 255V256H21ZM29 254V255H28ZM49 255H50V253H48ZM88 254H90V255H92L91 254V252H89ZM94 254H96V253H94ZM108 254V255H109ZM120 254V253H119ZM160 254V255H159ZM162 254H163V256H162ZM166 254H168V255H166ZM4 255V254H3ZM7 255V256H8ZM86 255V254H85ZM107 255V254H106ZM106 255H104V256H106ZM110 255V256H111ZM5 256V255H4ZM30 257L31 256V258H28V257ZM48 255H46V257H47ZM88 256V255H87ZM94 256H96V255H94ZM98 256V255H97ZM96 256V257H97ZM122 256V257H121ZM125 256V257H126ZM155 256V257H154ZM160 256H162V257H160ZM174 256V258L176 257L175 255H173ZM172 256V257H173ZM24 257H26L29 261H30V263H26V262H28V261H26L27 259L25 258L24 259ZM49 257V256H48ZM47 257V258H48ZM107 258L109 257V256H106ZM118 257V258H119ZM134 257V258H133ZM141 257V258H140ZM169 257V259L167 260V262L168 263H171L172 264V259H174V258H170ZM3 258V257H2ZM101 258H102V256H101ZM105 258V257H104ZM117 258V259H118ZM129 258H127L126 257V259L124 260V261H120L119 259V261L120 262H126L127 261V263L129 264L130 262H128L129 260ZM4 259V260H3ZM3 259H1V262H2V264H5L3 261H5V259H6V262H7V257H5V258H3ZM19 259V260H18ZM37 259V258H36ZM131 259V260H132ZM149 259V261H147ZM171 259V260H170ZM176 259V258H175ZM175 259H174V261H175ZM41 260V259H40ZM130 260V261H131ZM146 260V261H145ZM26 261V262H25ZM133 261V260H132ZM131 261V262H132ZM133 261V262H134ZM136 261V263L137 264H139L138 262ZM171 261V262H170ZM177 261V260H176ZM176 261H175V263L173 262V264H177L176 263ZM7 262V263H8ZM15 262H16V260H15ZM143 262V263H142ZM179 262V261H178ZM123 263V264H124ZM127 263H125V264H127ZM18 264V263H17ZM118 264H120V263H118ZM131 264V263H130ZM133 264H135V262L133 263Z\"/></svg>", "mask_w": 264, "mask_h": 264}]
</instances>
